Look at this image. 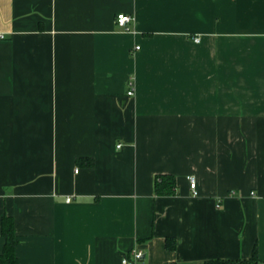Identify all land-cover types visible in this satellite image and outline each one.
I'll use <instances>...</instances> for the list:
<instances>
[{
    "label": "crops",
    "instance_id": "crops-1",
    "mask_svg": "<svg viewBox=\"0 0 264 264\" xmlns=\"http://www.w3.org/2000/svg\"><path fill=\"white\" fill-rule=\"evenodd\" d=\"M0 33V255L8 217L18 264H264V0H0Z\"/></svg>",
    "mask_w": 264,
    "mask_h": 264
},
{
    "label": "trees",
    "instance_id": "trees-1",
    "mask_svg": "<svg viewBox=\"0 0 264 264\" xmlns=\"http://www.w3.org/2000/svg\"><path fill=\"white\" fill-rule=\"evenodd\" d=\"M176 188L173 176L162 175L156 178L154 190L157 195L167 196L173 195ZM1 232L4 237V246L2 254L0 255L1 264H18L14 255V248L17 243L15 238L14 226L12 219L3 217L1 222ZM256 252L248 260H223L212 259L199 263H184V264H256L258 263Z\"/></svg>",
    "mask_w": 264,
    "mask_h": 264
},
{
    "label": "built area",
    "instance_id": "built-area-1",
    "mask_svg": "<svg viewBox=\"0 0 264 264\" xmlns=\"http://www.w3.org/2000/svg\"><path fill=\"white\" fill-rule=\"evenodd\" d=\"M132 21L131 16L126 14H118L116 16V24L120 27H125L128 23ZM5 38L4 34L0 33V40ZM197 40V39H195ZM128 89L126 95L128 97H132L134 95V85L132 80L127 82ZM119 147V146H118ZM189 183V188L193 195H196V183L193 176L187 178ZM68 201V200H67ZM142 252L136 248H133L129 253L125 254L121 258V264H146L143 261Z\"/></svg>",
    "mask_w": 264,
    "mask_h": 264
}]
</instances>
